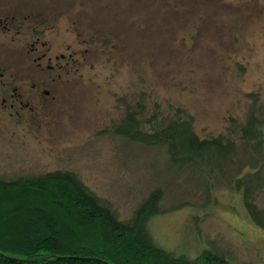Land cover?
<instances>
[{"label":"rangeland","instance_id":"1","mask_svg":"<svg viewBox=\"0 0 264 264\" xmlns=\"http://www.w3.org/2000/svg\"><path fill=\"white\" fill-rule=\"evenodd\" d=\"M72 1L76 9L82 2ZM177 3L176 20L151 14V2L142 6L130 0L124 14H98L92 25L79 30L58 26L47 31L44 38L55 52H83L59 84L56 148L51 154L36 151L27 159H9L10 166L27 165L34 173L0 177L74 171L120 218L129 217L152 189L161 188L163 211L149 224L160 245L191 256L211 246L234 264H264V230L249 220L237 190L202 171L178 168L161 149L142 147L113 132L124 114L122 99L131 107L137 101L144 106L142 121L156 105L163 115L180 108L201 137L226 135L229 118L242 123L253 102L264 116V15L223 11L222 5L235 7L236 0L221 2L220 10L208 15L196 11L190 0ZM236 141L239 161L243 147ZM58 145L64 146L61 153ZM258 163L262 187L254 199L264 209V161Z\"/></svg>","mask_w":264,"mask_h":264},{"label":"trees","instance_id":"2","mask_svg":"<svg viewBox=\"0 0 264 264\" xmlns=\"http://www.w3.org/2000/svg\"><path fill=\"white\" fill-rule=\"evenodd\" d=\"M122 104L115 134L161 149L178 168L225 181L240 193L249 220L264 230V209L254 199L262 187L258 160L264 161V116L255 102L242 123L229 118L226 135L209 137H201L180 108L163 115L156 105L142 121L140 102L131 107L122 99ZM236 140L243 147L239 161ZM163 195L161 188L152 189L129 217L120 218L74 171L0 177V264H234L211 246L191 256L160 245L149 224L163 211Z\"/></svg>","mask_w":264,"mask_h":264},{"label":"flooded vegetation","instance_id":"3","mask_svg":"<svg viewBox=\"0 0 264 264\" xmlns=\"http://www.w3.org/2000/svg\"><path fill=\"white\" fill-rule=\"evenodd\" d=\"M80 1L76 9L72 0H0V173H34L27 165L10 166L9 159H27L36 151L51 154L56 148L54 130L60 126L56 127V124L61 123L56 119L61 102L59 84L62 75L76 66L83 52L69 48L65 53L55 52L44 38L47 31L58 26L79 30L82 25H92L99 15H115L119 11L124 14V10H130V0ZM190 1L196 11L202 10L207 15L209 10L213 14L220 10L221 2L224 5L228 2ZM242 1H246L245 6ZM148 2L155 8L151 14L164 15L162 21L167 20V14L176 20L179 14L177 0H139L142 6ZM236 3L235 7L233 3L232 7L222 5L223 11L227 10V14L247 11L246 14L250 15H264V0H236ZM141 11L147 12L145 9ZM143 15L142 19L149 20ZM89 20L91 22H87ZM62 147L58 145L59 153ZM56 170L61 169L38 174Z\"/></svg>","mask_w":264,"mask_h":264}]
</instances>
